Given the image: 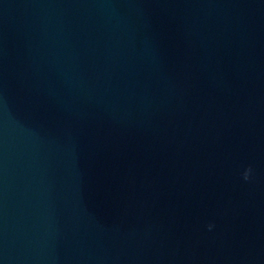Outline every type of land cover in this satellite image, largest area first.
<instances>
[{
    "label": "water",
    "instance_id": "obj_1",
    "mask_svg": "<svg viewBox=\"0 0 264 264\" xmlns=\"http://www.w3.org/2000/svg\"><path fill=\"white\" fill-rule=\"evenodd\" d=\"M0 264H264V0H0Z\"/></svg>",
    "mask_w": 264,
    "mask_h": 264
},
{
    "label": "clouds",
    "instance_id": "obj_2",
    "mask_svg": "<svg viewBox=\"0 0 264 264\" xmlns=\"http://www.w3.org/2000/svg\"><path fill=\"white\" fill-rule=\"evenodd\" d=\"M251 172V169H248L246 172H245V174H244V179H248L249 178V173ZM212 226L211 225H209V228H211Z\"/></svg>",
    "mask_w": 264,
    "mask_h": 264
}]
</instances>
